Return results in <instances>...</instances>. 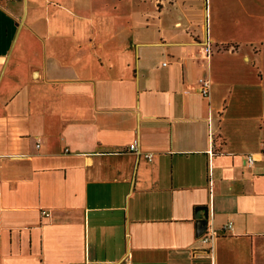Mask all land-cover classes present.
I'll return each instance as SVG.
<instances>
[{"label": "crops", "instance_id": "obj_1", "mask_svg": "<svg viewBox=\"0 0 264 264\" xmlns=\"http://www.w3.org/2000/svg\"><path fill=\"white\" fill-rule=\"evenodd\" d=\"M0 182V264H264V0H0Z\"/></svg>", "mask_w": 264, "mask_h": 264}, {"label": "built area", "instance_id": "obj_2", "mask_svg": "<svg viewBox=\"0 0 264 264\" xmlns=\"http://www.w3.org/2000/svg\"><path fill=\"white\" fill-rule=\"evenodd\" d=\"M11 1H20V0H11ZM199 92L201 93V95H203V97L205 98H208L210 96V93H211V84L209 82V80L203 78V79H200L199 80ZM130 151H133L135 153H139L138 151V145L137 143H133L131 146H130ZM146 159L149 161V162H152L153 161V155L152 154H149V155H146ZM247 161L250 165L253 164L254 160H253V157H248L247 158ZM1 182H0V196H1ZM46 216H49V214L45 213ZM233 229V226L232 224H228L225 228V231L228 230V231H231ZM216 234L214 232L212 233H207L206 235H204L203 237L199 238V241L203 244V245H210L212 243V241L214 240Z\"/></svg>", "mask_w": 264, "mask_h": 264}]
</instances>
